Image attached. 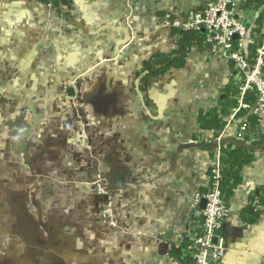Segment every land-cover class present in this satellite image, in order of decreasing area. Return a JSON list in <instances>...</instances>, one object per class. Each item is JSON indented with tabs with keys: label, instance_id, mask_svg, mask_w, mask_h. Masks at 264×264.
<instances>
[{
	"label": "crops",
	"instance_id": "0c3cea01",
	"mask_svg": "<svg viewBox=\"0 0 264 264\" xmlns=\"http://www.w3.org/2000/svg\"><path fill=\"white\" fill-rule=\"evenodd\" d=\"M208 2L143 0L131 5L125 0H77L70 10L58 2L66 9L60 22L76 34L62 31L60 24L53 28L56 38L44 30L36 53L28 25L45 23L49 11L40 0H0V66H11L18 78L36 58L102 69L98 76L102 89L90 99V113L99 121H91V132L86 131L91 136L88 152L100 154V167L94 156L77 148L79 140L70 141L67 127L46 129L34 141L36 148L27 151L12 136L11 121H0V264H190L187 246L201 219L200 203L197 210L192 203L196 194L208 191V169L220 157L217 148H187L215 145L214 134L200 128L199 114L217 108L223 121L238 110L220 132L221 143L234 140L240 121L248 122L252 116L249 109L239 107L238 95L226 94L235 81L233 62L219 59L211 45L180 47V31L165 24V16ZM257 4H252L256 19L262 9ZM48 37L51 43L45 42ZM262 39L260 33L250 36L258 42L255 48ZM179 48L187 52L184 67L150 77L146 88H140L150 59ZM70 75L63 78L76 79ZM14 77L13 73L10 78ZM228 97L231 106L223 110ZM96 100L101 103L96 105ZM253 156L230 199V218L220 236L225 246L220 264H264V141ZM45 172L101 176L109 212L101 249L90 245L85 250L77 234L63 232L64 224L72 221L75 226L80 213L74 216L64 205L53 211L46 199L41 201ZM32 177L37 178L38 200L30 205L24 196ZM92 200L95 203L96 197Z\"/></svg>",
	"mask_w": 264,
	"mask_h": 264
},
{
	"label": "rangeland",
	"instance_id": "374dc122",
	"mask_svg": "<svg viewBox=\"0 0 264 264\" xmlns=\"http://www.w3.org/2000/svg\"><path fill=\"white\" fill-rule=\"evenodd\" d=\"M53 28L49 19L45 23L42 21L32 22L28 25L29 32H31L29 42L32 44V52H40L37 45L43 41L44 36L41 35L44 30L56 38V28ZM50 41L52 40L48 37L45 42L51 43ZM45 52L50 53L51 50L46 49ZM35 60L27 68L25 66L24 72L26 74L22 75L21 78H18L17 71H10L11 66H0L2 67L0 69V73H2L0 76V121H11L17 137L24 138L23 141L30 145L26 148L27 151L36 148L34 141H37L40 134L42 135L46 129L52 127L64 129L67 127L68 129L64 130L70 132V141L79 140L76 144L77 148L88 157V145L91 136L86 131L91 132V121H99L97 117L93 119L94 116L90 113V99L94 97L93 92L95 90L102 89V82L98 78L99 73L102 72L101 67L81 63L79 65H65L59 60L48 62L39 58ZM40 60L45 64H42ZM13 73L16 77L10 78ZM70 73L72 74L70 75L71 78L76 77V79L65 80L63 77ZM95 103L98 105L101 101L96 100ZM74 125L76 128L73 127ZM77 125L79 129H77ZM75 148L71 147L70 150L74 152ZM89 155L95 157L97 161L94 163L100 167L102 163L100 154L91 152ZM90 173L45 172V184L41 188L40 194L41 201L46 199L53 211L58 206L64 205L67 210L71 208L74 216L75 213H80V215L76 214L78 215L76 218L77 225L72 227L73 223L70 220L69 225L64 224L62 230L63 232L69 231L68 234L71 232L77 234L79 239L83 241L81 245L85 250L90 245L95 249H101L102 234L104 230H108L109 226V219L106 216L108 209H106L107 206L104 207L105 191L102 186V178L99 175L93 178L89 175ZM36 182L37 178L33 179L32 177L27 188H25L24 198L25 201H30V205L33 201L38 200ZM31 186H35V189L32 190ZM94 196L96 197L95 203L92 200ZM32 210H34L33 207ZM88 232L92 234V238L86 237Z\"/></svg>",
	"mask_w": 264,
	"mask_h": 264
},
{
	"label": "built area",
	"instance_id": "2783aa9c",
	"mask_svg": "<svg viewBox=\"0 0 264 264\" xmlns=\"http://www.w3.org/2000/svg\"><path fill=\"white\" fill-rule=\"evenodd\" d=\"M140 1L143 0H125V3L136 5ZM246 1L209 0L203 7L195 6L193 9L180 12L177 16H165V24L185 34H202V44L211 45L215 55L226 64L233 62L235 70L233 85L238 91L239 107L249 109L253 116L262 120L259 127L251 129L247 120L242 119L235 139L253 143L258 141L260 133L264 132V23L261 26L256 24L253 6H245ZM56 2H67L71 8H75L77 0H47L43 3L49 11L53 27L59 29L61 25L62 31L73 34L74 28L63 20L60 22L63 17L60 13L64 14L62 11L66 9L57 6ZM61 5L66 6L63 3ZM257 30L263 37L262 44L254 49L253 58L250 59L248 47L254 42L250 40V36ZM234 36H237L236 41L233 40ZM247 94L254 97V104L251 107L243 104V98ZM237 111L232 110V114L223 119V128L234 121ZM221 135L219 133L213 139L218 151L222 144ZM208 173V191L203 195L196 194L192 203V208L197 210L201 200L206 202L204 210L200 211L201 222L187 248L193 264H220L225 257V246L220 236L226 221L230 218V209L218 188L219 157L211 163ZM106 216L109 217L108 210Z\"/></svg>",
	"mask_w": 264,
	"mask_h": 264
},
{
	"label": "trees",
	"instance_id": "16d2710c",
	"mask_svg": "<svg viewBox=\"0 0 264 264\" xmlns=\"http://www.w3.org/2000/svg\"><path fill=\"white\" fill-rule=\"evenodd\" d=\"M255 1L259 3L257 4V7L262 8L260 14L256 19V24L258 26H261L264 22V0H247L245 6H252ZM46 2L47 0H40V3ZM59 3L67 5L68 10H70V4H68L67 2ZM56 4H58V2H56ZM252 33L258 34L259 31H253ZM180 34L182 35L180 47L187 48L192 46L193 44L202 45V34H185L182 32H180ZM257 43L258 42H254L253 45L248 47V54L250 59L253 58V52L255 47L258 45ZM180 50L181 48H179L177 51L172 52L170 55L155 54L147 63V66L145 68L146 73L140 80V88H143V90L144 88H146L147 81L150 77L161 76L169 70H178L184 67V65L186 64L187 52L186 50L180 52ZM226 94L237 96L238 91L235 85L232 84V86H229L228 90H226ZM243 103L248 106H252L254 104L253 95H245L243 98ZM229 106H231V100L228 97L224 100L222 108L223 110H225V108H228ZM198 122L201 129L210 131L214 134L213 138H216L223 129L222 118L219 116L217 108H212L211 110L200 112ZM261 123L262 120L258 119L257 117L253 115L249 116L248 124L250 128H257L261 125ZM263 141L264 132H261L258 141L253 142L250 146L244 148L235 147L232 142H223L221 144L219 150L220 179L218 188L228 207L230 199L233 197L234 189L241 183L240 172L244 167L248 166L254 161L253 154L256 150H260V147L263 145ZM200 222L201 219L196 225V230ZM186 259H190V264H192V260L190 257H186Z\"/></svg>",
	"mask_w": 264,
	"mask_h": 264
},
{
	"label": "water",
	"instance_id": "95a60500",
	"mask_svg": "<svg viewBox=\"0 0 264 264\" xmlns=\"http://www.w3.org/2000/svg\"><path fill=\"white\" fill-rule=\"evenodd\" d=\"M230 7H228L229 9ZM233 40L236 41L237 40V36H234L233 37ZM204 47L206 49H210V45L209 44H205ZM12 136L16 137L17 138V135H16V132H13ZM18 140H19V143L21 145V148L24 150L26 148H28V146H30L29 144H27L26 142H24V138H19L18 137ZM228 142H232L234 144L235 147H239V148H244L245 147V144L242 142V141H238V140H233V139H230V140H227ZM187 148H199V149H207V148H216L215 145L213 146H206V145H201V144H190L189 146H187ZM28 159H30V157H28ZM205 200H201L200 202V210H204L205 208ZM248 212L252 211L251 208H248L247 209Z\"/></svg>",
	"mask_w": 264,
	"mask_h": 264
}]
</instances>
